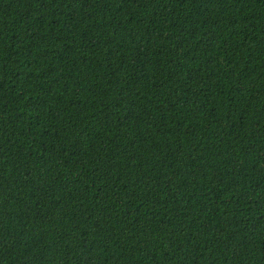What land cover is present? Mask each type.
<instances>
[{"label":"trees","instance_id":"obj_1","mask_svg":"<svg viewBox=\"0 0 264 264\" xmlns=\"http://www.w3.org/2000/svg\"><path fill=\"white\" fill-rule=\"evenodd\" d=\"M0 264H264V0H0Z\"/></svg>","mask_w":264,"mask_h":264}]
</instances>
